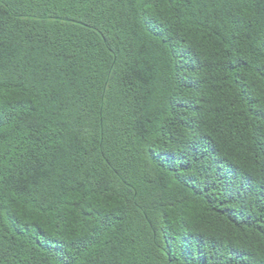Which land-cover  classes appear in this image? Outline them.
I'll return each mask as SVG.
<instances>
[{"label":"trees","instance_id":"trees-1","mask_svg":"<svg viewBox=\"0 0 264 264\" xmlns=\"http://www.w3.org/2000/svg\"><path fill=\"white\" fill-rule=\"evenodd\" d=\"M0 264H264V0H0Z\"/></svg>","mask_w":264,"mask_h":264}]
</instances>
